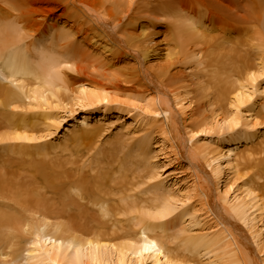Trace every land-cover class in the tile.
<instances>
[{
	"label": "rangeland",
	"instance_id": "1",
	"mask_svg": "<svg viewBox=\"0 0 264 264\" xmlns=\"http://www.w3.org/2000/svg\"><path fill=\"white\" fill-rule=\"evenodd\" d=\"M99 1L102 8L114 14L112 32L118 34L120 40L131 46L133 50L139 51L136 47L140 46L133 39V36L139 34V27L145 25L144 27L148 28L150 33L148 47L152 49V52L144 59L143 66L152 71L153 75L150 82L140 77L141 75L139 76L136 72L139 61H116V67H111V63L96 60L94 56L92 57L91 51H87L88 45L81 40L85 36V30H83L79 32L81 36L76 35L77 37L74 38L78 43L75 46L80 53L70 60L78 71L63 70V80L66 86L68 84L67 88L70 91L76 86L75 83L99 85L101 90L110 93L111 99L118 97L121 103H126L131 102V99L139 100L141 96L146 98L149 96L153 100L149 88H155L162 93L166 90L169 93L180 86L179 82L181 84V81H185L184 85L192 94L190 96L196 100L193 112L195 117L190 123L195 127L198 121L210 118L214 110L226 117L234 112V108L229 106V97L228 100L227 97L220 98L221 100L218 97L215 99L214 93L217 92V88L214 90L211 88L215 86L213 78L217 73H222L218 77L226 78L228 83L233 81V83L236 82V87L237 85L245 87V76L242 75L245 74V68L259 65V62L264 63V48H259L254 41L264 31V25L253 19L256 17L253 11L256 8L258 12V6L251 5L250 0H189L190 2L185 0V4L193 11L189 12L192 15L198 13V16H203V21L209 26L202 29L207 34L197 43L201 57L205 58H202V65L199 67L189 59L188 54L191 49L181 45L178 39L179 33H177L178 24L173 14L169 12L170 5L178 8L184 4L183 0H132L130 4L127 0ZM52 13L56 17L62 15L59 9ZM138 53L142 55L140 51ZM170 54L175 55L173 59L167 58ZM184 56L187 58L185 59ZM220 69L222 70L219 71ZM0 81L8 90L16 89V83L10 84L5 79ZM30 81L25 79L28 85L31 84ZM200 82H203L201 85L204 84L203 90H199ZM254 85L257 92L264 89V74ZM228 87L231 86L228 85ZM249 90L253 89L249 86ZM206 91L207 98L202 96V93ZM65 92L67 91L58 95L60 101H64L63 105L67 103L71 95ZM17 99L19 102L14 107H9L7 100L5 105H0V138L1 136L12 138V140L3 141L0 139V221H4L0 222V264L26 263L29 251L33 247L31 244L33 239H31V231L25 224L28 221L35 224L38 215L54 220L59 219L64 225L70 222L72 227L83 234L89 230L93 231L91 234L93 237L111 241L113 238L116 242L124 240V237H129L128 240H131L135 230L138 229V225H135L137 219L135 221L131 219L143 215L142 219L145 222L162 225V230L167 235V248H170L173 258L180 261L192 258L206 264L207 261L215 262L213 255L189 254L182 247V242L187 236H195L201 232L213 233V229H216L213 227V213H216L224 221L232 225L236 223L237 242L240 248L237 250L235 246L226 248L225 251H231L232 255L241 257L247 250L249 261H252V246L246 233V230H249L247 223L241 219L232 220L226 211L227 202L223 200L224 186L233 184L234 180L231 181L226 176L221 177L222 181L218 179L211 181L207 178L213 213L206 210L204 190L198 182L189 183L194 177L186 161L192 158L201 163L202 160L191 148L187 137V142L180 141V145L177 146L171 142L161 141L160 130L165 126L170 128V122L164 119V115H157L159 111L155 113L154 109L148 113L131 107L128 112H125V106H119L121 110L123 109L122 111L113 106H110L108 111H102L103 107L93 110L70 108V106L62 108L63 105L59 107L61 102L58 101L56 103L59 106L55 109H41L39 105L29 109L27 106L29 102L21 94ZM258 100L261 104H258L259 106L251 114L258 118V126L254 131L258 137H253L247 145L243 143V146H238L241 150L250 149L245 154L247 157L242 156L244 159L242 163L245 165L244 174H246L244 178L248 185L242 184L243 181L240 179L236 180L237 183L229 194L231 197L232 192L238 187H252L257 191L259 188L258 193L264 194V111L261 107L264 102L262 99ZM141 103L145 104L144 101ZM248 109L246 106L240 107L239 113L242 120L250 115L247 113ZM245 114L246 116L243 117ZM45 115L49 116L51 121H45ZM19 120L22 124L13 125ZM142 123H146L147 126L142 127ZM20 127H23L26 136L31 137L29 140H15L12 137L20 131ZM78 127H87L89 130L92 128L96 135L79 133L63 140L68 133V128L76 130ZM217 129L216 126L213 128L215 131ZM205 138L201 135L198 140L202 141ZM142 141L147 142L148 149L146 157L143 158L144 162L133 149ZM166 144L171 152L160 148ZM50 146H53V149H49ZM43 147L47 155L45 157L40 151ZM235 147L232 146V148ZM180 150H184L182 154ZM30 153L32 155L27 156ZM204 166L206 165L203 164ZM206 169L208 170L205 167ZM78 182L87 187L83 200L75 197L68 190L71 184H78ZM211 182H213L212 185ZM101 197L106 199L111 208L109 217H101L98 212L99 208L96 204ZM167 198L173 200V212L165 220L153 219L154 209L157 207L153 205ZM36 200L45 202L46 207L41 209ZM6 224L9 225L8 229L5 228ZM79 231L77 233L80 234ZM181 231L184 234H180L183 233ZM13 235L16 239L14 238L11 244L10 237L12 239ZM222 250L216 253L218 257L221 256ZM222 263L230 264L228 261ZM143 264H150V262L143 261Z\"/></svg>",
	"mask_w": 264,
	"mask_h": 264
},
{
	"label": "bare ground",
	"instance_id": "2",
	"mask_svg": "<svg viewBox=\"0 0 264 264\" xmlns=\"http://www.w3.org/2000/svg\"><path fill=\"white\" fill-rule=\"evenodd\" d=\"M127 1L129 2L128 4H130L132 0ZM183 2L184 4L178 6V8L172 5L168 8L178 24L177 33H179L178 39L181 45L191 49L188 54L190 57H188L193 60L191 62L195 66L197 65L199 67L202 65V58H205L203 56L201 57L202 54L200 53L197 43L207 34V32L202 29L209 26L203 21V16H198V13L192 15L189 12L192 11L191 8L185 4V0H183ZM188 2L190 1L188 0ZM100 3L99 0H0V73L1 75H6L7 78H5V80L7 82L10 78H15L14 82L8 83L14 85L16 83V89L8 90L0 81V105H5V100H7L8 106L14 107L15 104L19 102L17 98L21 94L23 98L29 102L27 105L29 109L37 107L38 105L41 106V109H55L59 106L56 103L57 101L61 102L59 107L63 105L62 103H64V101H60L58 95L66 90L67 92L65 93H71V95L62 108L70 106V108L77 107L79 109L87 108L93 110L94 108L98 109L103 107L102 111H108L109 107L113 106L117 110L122 111L123 109L121 110L119 106H125V112H128L131 107L142 111L144 110L148 113L151 112V110L154 111V109L155 113L159 111L157 115H164V119L170 122V128L165 126V128L160 130L162 132L161 141L171 142L174 143V146H177L178 144L180 145L182 141L187 142L188 139L191 148L202 160L201 163H198L191 157V159H185L194 177L189 183L198 182L204 190L206 210L213 213L211 208V206H213V203H211L212 197L210 189L208 188L209 182L207 178L211 181H216L215 179L222 181L221 177L226 176L229 177L231 181L234 180L233 184L224 186L222 191L224 196L223 200L227 202L226 211L229 213L232 220L241 219L244 223H247L249 230H246V233L248 234V241L251 242L250 245L252 246L251 252L253 258L250 262L247 250L243 252L241 257L232 255L231 251H225L226 248L235 246L237 250L240 248L237 242L236 223L232 225L224 221L222 217L217 216L216 213H213V227L216 228L215 230L212 228L213 233L201 232L195 236H187L183 239L182 247L186 249L189 254L197 253L196 255H199L201 253L200 255L202 256L213 255L215 262L207 261L206 264H223V261H228L230 264L243 262L247 264H264V194L258 193L260 192L259 188L257 191L252 187H238L232 192V197L229 195L233 186L237 183L236 180L240 179L243 181L242 184L248 185V182H246L244 178L246 174H244L245 165L242 163V160H244L242 156L247 157L245 154L248 153L250 149L244 147L246 149L241 150L238 146H243V143L247 145L248 142H251L253 137H258V134L254 132L256 130L255 127L258 126V118L251 116V114L256 110L257 106H259L258 104H261L258 99H262V102H264V89L257 92L254 85L260 77H263L264 63L259 62V65L245 68V74L241 73L245 76V87L240 85L241 88H239L240 86L238 87V85L236 87V82L233 83V81H230V83H228L226 78L221 79V77L218 76H221L222 73H217L215 78H213L215 86L211 88L213 90L217 88V92L214 93L216 95L215 99H217V97L219 99L227 97L228 100L229 97V106L232 107V109L234 108V112L226 117L216 113L214 110L210 118L198 121L197 126H195L197 128L190 124L195 117L193 112L196 100L190 96L192 94L184 85L186 84L184 83L185 81H181V84L179 82L178 84L180 86H177L176 90L170 91L169 93L166 90L162 93L155 88H147L152 93L153 100L150 99L149 96L148 98H146V96H141L139 97L140 101L131 99V102L126 103H121L118 97L111 99L110 93L106 90H101L102 88L99 87V85L94 86L84 82H81V84L75 83L74 85L76 86L71 88L70 91L67 88L68 84L66 86L63 80V70H69L65 68L64 65L71 66L70 72L78 71L70 60L80 53V50L75 46L78 45V43L74 38L83 30H85V36H83L81 40L88 45L87 51H91L92 57L94 56L96 60L111 63V67H116V61H139L136 70L139 76L141 75L140 77L150 82V78L153 75L152 71H149V69L143 66L144 59L152 52V49L148 47L150 43L148 41L150 37L148 28L142 25L139 27V34L133 36V39L140 46L136 47L142 54L140 55L138 53L139 51L133 50L131 46L126 43L125 47V44L120 40L118 34L112 32L111 26L113 19L115 20L114 14L107 12L102 8ZM250 3L251 5L258 6V12H256V8L254 7L255 9L253 12L256 13V17L253 19L264 25V0H256V2L250 0ZM58 9L62 11V15L56 17L52 12ZM228 11L231 13L230 9H228ZM63 17H65V19H63ZM113 28L115 27L113 26ZM87 30L89 32H87ZM254 41L259 48H264V31L260 36H257ZM154 52L155 51H153V53ZM174 56L175 55L170 54L167 58L173 59ZM186 58L187 57H185V59ZM113 63L114 65H112ZM221 70L222 69L219 71ZM25 79L31 80V84L28 85V83H25ZM201 83L203 82L199 83V90L204 89V84L201 85ZM228 85L231 87L229 88ZM249 86L253 90H249ZM202 96L207 98V91L203 92ZM255 97H257V99ZM141 101H144L145 104H142ZM241 106L249 108L247 113H250V115L248 118L246 117L245 120H242L240 117L239 109ZM140 107H142V109ZM261 107L262 111H264V105H261ZM245 116L246 114L243 117ZM44 119L45 121H51L50 117L46 115ZM84 122L85 118L83 119V123ZM18 123L22 124V121L19 120L13 123V125L16 126ZM144 126H147V124L142 123V127ZM215 126L218 127L217 131L213 130ZM91 129L89 130L87 127H78L76 130H71L68 128V133L65 134L66 136H64L63 140H66L68 136L73 137L79 133H92L96 135L95 131ZM201 135L206 137L205 140H198ZM12 137L15 140H29L31 138L26 136L23 127H20V131L12 135ZM0 139L1 141L6 139L12 140V138H8V136H1ZM232 146L236 147L232 148ZM52 147L53 146H50L49 149H53ZM160 148L163 150L167 149L166 151L171 150L167 147V144ZM133 149L137 151L138 157L143 159L146 157L145 155L148 150L147 142H139ZM40 151L43 152L44 157L47 156L44 152V147L41 148ZM183 151L180 150V154H182ZM31 155L30 153L27 156ZM144 161L145 159H143V162ZM202 163L206 166L203 167ZM205 167L208 168V170H205ZM258 173L260 174V172ZM212 183L213 182H211V185ZM68 190L75 197L83 200L82 198L86 196L85 192L87 191V187L85 184L82 185L78 182V184H71ZM36 201L39 202L41 209L46 207L44 206L45 202ZM172 202L173 200L167 198L160 203L158 202L159 204L156 203L157 205H153L157 206L154 209L155 217L153 219H161V221L167 219L174 209ZM96 206L99 208L98 212L101 217H109L111 208L104 197L99 198V202ZM142 216L131 219L132 221L137 219L135 225H138V229L135 230L133 238L128 240L129 237H124V240L122 239L119 240L120 242H116L113 241V238L111 241L110 239L104 240L93 237L91 235L93 231L91 232L89 230H86L85 234H83L72 227L70 222L64 225L59 219L54 220L44 217L43 215H38V220L35 224H31L29 221L25 224L29 231H31L30 235L32 236L31 239H33L31 244L33 247L30 245L32 250L29 251V257L27 255L28 258L26 259V263L22 264H143V261H149L150 264H204L192 258H186L183 261L175 257L173 258L170 254V248H167V235L166 232L162 230V225L147 223L142 219ZM7 226L9 225L6 224V227L4 225V227L8 229ZM78 231L80 234L77 233ZM180 234H184V232ZM14 238V235L12 239L10 237V241L12 240L11 244H13L16 239ZM148 241H154L157 248L160 249V252L158 253L156 250L144 251V246ZM220 249L223 250L221 256L218 257L216 253H218Z\"/></svg>",
	"mask_w": 264,
	"mask_h": 264
},
{
	"label": "snow or ice",
	"instance_id": "3",
	"mask_svg": "<svg viewBox=\"0 0 264 264\" xmlns=\"http://www.w3.org/2000/svg\"><path fill=\"white\" fill-rule=\"evenodd\" d=\"M65 68H68L70 70L71 66L70 65H64ZM7 78L6 75H0V79H5ZM15 78L12 77L9 79L8 82H14ZM151 250H156L158 253L160 252V249L157 248L156 243L154 241H148L146 242L144 246V251H151Z\"/></svg>",
	"mask_w": 264,
	"mask_h": 264
}]
</instances>
